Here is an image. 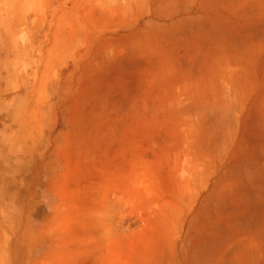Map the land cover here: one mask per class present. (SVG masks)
Returning a JSON list of instances; mask_svg holds the SVG:
<instances>
[{
	"label": "rangeland",
	"instance_id": "374dc122",
	"mask_svg": "<svg viewBox=\"0 0 264 264\" xmlns=\"http://www.w3.org/2000/svg\"><path fill=\"white\" fill-rule=\"evenodd\" d=\"M102 6L0 0V264H100L95 239L130 234L150 208L181 201L217 122L258 117L254 96L238 100L246 115L214 112L228 99L129 98L179 76L141 65L114 45L115 30L84 33Z\"/></svg>",
	"mask_w": 264,
	"mask_h": 264
},
{
	"label": "crops",
	"instance_id": "0c3cea01",
	"mask_svg": "<svg viewBox=\"0 0 264 264\" xmlns=\"http://www.w3.org/2000/svg\"><path fill=\"white\" fill-rule=\"evenodd\" d=\"M88 2L103 6L100 22L83 27L84 33L115 30L114 45L123 42L126 52H139L141 65L179 76L147 82L155 89L129 98L228 99V107L214 109L228 115L249 114L240 99L254 96L258 102L254 123L214 125L181 201L131 208L151 213L130 234L94 240L99 263L117 264L120 258L130 264L134 254H167L166 264H264V0ZM250 85L257 94H245Z\"/></svg>",
	"mask_w": 264,
	"mask_h": 264
},
{
	"label": "bare ground",
	"instance_id": "6f19581e",
	"mask_svg": "<svg viewBox=\"0 0 264 264\" xmlns=\"http://www.w3.org/2000/svg\"><path fill=\"white\" fill-rule=\"evenodd\" d=\"M119 171H121V169L119 170ZM126 173V172H125ZM122 178H124V177H122ZM94 185V184H93ZM85 187V186H84ZM87 188V187H86ZM94 188V187H93ZM91 189V188H90ZM95 189V188H94ZM93 190V189H92ZM93 193V192H92ZM85 196V195H84ZM87 196V195H86ZM95 196V195H94ZM89 197V196H88ZM99 198V197H98ZM83 199V198H82ZM158 219H159V217H157ZM155 222H156V220H155ZM160 223V222H159ZM157 224V223H156ZM153 228H154V226H153ZM156 228V227H155ZM150 229H151V227H150ZM156 230V229H155ZM126 231V230H125ZM126 233V232H125ZM154 232H152V234H153Z\"/></svg>",
	"mask_w": 264,
	"mask_h": 264
}]
</instances>
